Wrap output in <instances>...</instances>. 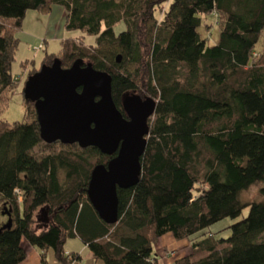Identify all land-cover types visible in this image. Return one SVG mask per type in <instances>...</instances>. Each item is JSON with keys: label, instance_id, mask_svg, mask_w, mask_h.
I'll return each instance as SVG.
<instances>
[{"label": "trees", "instance_id": "obj_1", "mask_svg": "<svg viewBox=\"0 0 264 264\" xmlns=\"http://www.w3.org/2000/svg\"><path fill=\"white\" fill-rule=\"evenodd\" d=\"M55 6L80 35L42 66L83 60L112 76L120 110L127 94L157 103L140 181L118 189L114 225L88 198L93 170L112 157L46 144L12 74L28 12ZM210 16L220 32L213 46L200 31L212 28ZM18 91L25 116L11 124L4 114ZM257 184L262 199L244 203ZM246 209L230 237L207 232ZM167 235L191 247L176 264H264V0H0V264L25 262L27 245L42 264L49 250L58 264H81L65 251L77 239L104 264H158L154 247Z\"/></svg>", "mask_w": 264, "mask_h": 264}, {"label": "water", "instance_id": "obj_2", "mask_svg": "<svg viewBox=\"0 0 264 264\" xmlns=\"http://www.w3.org/2000/svg\"><path fill=\"white\" fill-rule=\"evenodd\" d=\"M112 84L109 73L83 60L63 68L55 59L30 76L24 86V97L35 105L46 144L95 147L112 157L106 166L93 170L88 188L91 204L109 225L119 221L118 189L133 188L140 181L149 120L157 108L151 98L127 94L120 110L113 99ZM7 228H11L10 221L2 227Z\"/></svg>", "mask_w": 264, "mask_h": 264}, {"label": "rangeland", "instance_id": "obj_3", "mask_svg": "<svg viewBox=\"0 0 264 264\" xmlns=\"http://www.w3.org/2000/svg\"><path fill=\"white\" fill-rule=\"evenodd\" d=\"M66 14L62 7L55 6L53 11L49 15H43L36 11H30L27 14L25 19L23 30L19 34V38L21 41L16 61L12 68V74L19 78L21 81V86H25V81L30 76L37 73L34 70V74L31 72L33 69H40L42 63L45 59L46 55H58L61 52V42L65 39L69 38H77L80 33L79 32H69L66 30ZM208 24L212 26V28L207 31L206 29H202L201 35L203 38L208 39L211 46L218 44L220 39V32L217 28L215 16L208 17ZM117 32H120V28H117ZM88 41H91L88 40ZM41 46H44L43 50H39ZM28 63V64H27ZM23 64H27L28 66L24 69ZM25 116V107H24V98L20 91L16 93L10 102V106L7 112L4 114V119L13 124L16 122H22ZM59 148V147H57ZM262 185L257 184L251 187L249 190L244 192L241 196L244 203H251L254 201H260ZM249 213V209L244 210L242 216L238 219H225L215 225H213L207 232H211L216 236V238H228L231 235V227L242 221L245 217H247ZM170 237H165L161 239L155 246H189L186 245V242L177 241L172 239V235ZM171 238V239H168ZM79 241L70 240L66 243L65 246H78ZM185 248L174 249L172 253L169 255L170 258L165 261L171 262V264H176L174 260L181 258V256L186 254ZM51 254H54L53 250H50ZM163 251V250H162ZM189 254V252H188ZM172 257V258H171ZM84 258L83 264H94V261L88 260V258ZM55 262L54 259H51ZM98 264H104L103 261L97 260ZM170 264V263H169Z\"/></svg>", "mask_w": 264, "mask_h": 264}, {"label": "crops", "instance_id": "obj_4", "mask_svg": "<svg viewBox=\"0 0 264 264\" xmlns=\"http://www.w3.org/2000/svg\"><path fill=\"white\" fill-rule=\"evenodd\" d=\"M165 237H170V236L167 235ZM165 237H163L162 239H164ZM168 239H171V238H168ZM172 239H174V238H172ZM76 241H79V243H80V244H78V246H65L66 253L79 255L82 259L81 264L84 263L83 256H85V258H88V260H90V261H94V264H98V262H96L97 260L94 259L93 254L89 251L87 246H85L78 239ZM183 242L184 243L186 242V245L189 244L187 241H183ZM180 248L186 249L185 255H187L188 252L191 250L190 245L189 246H155L154 247V254L156 255V257L158 259V264H166L165 261H167V259L170 258L169 255L172 253V250L174 251V249H180ZM26 249L28 252V257H27L26 261L23 262L22 264H42L41 251L37 250L36 248H33L32 246H28V245L26 246ZM185 255L183 254L181 257H183ZM51 259H54L55 262L52 263L53 261H51ZM46 260H47L48 264H58L56 261L55 254H51L50 250L47 252ZM174 261H176V260H174ZM171 262H172V260H171ZM171 262H169V263L171 264ZM169 263L167 262V264H169Z\"/></svg>", "mask_w": 264, "mask_h": 264}, {"label": "built area", "instance_id": "obj_5", "mask_svg": "<svg viewBox=\"0 0 264 264\" xmlns=\"http://www.w3.org/2000/svg\"><path fill=\"white\" fill-rule=\"evenodd\" d=\"M16 192H18V191H16Z\"/></svg>", "mask_w": 264, "mask_h": 264}]
</instances>
